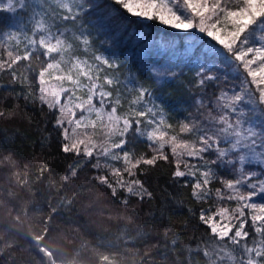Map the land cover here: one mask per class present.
Masks as SVG:
<instances>
[{
  "label": "snow or ice",
  "instance_id": "6c2138e0",
  "mask_svg": "<svg viewBox=\"0 0 264 264\" xmlns=\"http://www.w3.org/2000/svg\"><path fill=\"white\" fill-rule=\"evenodd\" d=\"M56 4L59 11L50 12L34 6L33 0H0V13L10 17L0 26V74L10 77L9 86L28 80L17 75L21 61L30 65L41 56L47 61L37 77L38 90L30 84L20 92L13 88L12 107L5 106L7 98L0 99V119H15L28 105L41 112L47 107L53 128L60 131L61 151L95 159V169H109L111 179L104 174L97 178L114 197L124 191V205L130 203L129 197L153 199L139 177L160 162L172 164L173 185L190 188L197 203L235 202V208L201 207L199 221L208 233L192 238L194 248L182 249L175 239L166 242L165 258L179 249L172 257L174 264H264V0H56ZM121 11L148 27L171 30L181 41L151 46L155 54L151 48L145 53L142 75L138 78V65L137 72H129V81L121 79L119 57L102 50L119 41L112 23L124 20L118 15ZM64 22L75 26L71 36L59 27ZM191 37L195 38L190 43L183 42ZM20 43L25 45L23 55ZM65 63L71 68L55 79L68 86L50 94L46 74ZM218 65L235 71L238 88L221 87ZM185 68L192 74L182 85L185 92L199 93L189 96L196 112L175 120L158 100L155 86L179 79ZM80 90L86 91L87 99L75 103ZM125 104L127 110L122 111ZM93 113L106 129L99 143L85 124L88 121L95 130ZM82 125L84 131L78 132ZM137 138L146 151H137ZM168 197L184 206L172 193ZM166 211L165 203L161 217ZM188 211L195 215L192 208Z\"/></svg>",
  "mask_w": 264,
  "mask_h": 264
},
{
  "label": "trees",
  "instance_id": "16d2710c",
  "mask_svg": "<svg viewBox=\"0 0 264 264\" xmlns=\"http://www.w3.org/2000/svg\"><path fill=\"white\" fill-rule=\"evenodd\" d=\"M33 3L50 12L59 11L52 5V0H33ZM118 15L124 20L113 21L112 28L119 41L102 50L110 57H119L118 62L123 63L122 80H131L129 72H137L138 65V78L142 75V61L151 46L181 43L179 36L171 30L158 25L148 27L122 11ZM9 21L7 13H0V26ZM129 24L130 29L125 31ZM59 27L66 29L68 34L76 31L70 22L61 23ZM194 38H186L183 42L188 44ZM19 48L23 55L25 45L20 43ZM151 50L155 54V49ZM155 58L159 59V56ZM46 63L42 56L32 60L30 65L28 61H21L17 75H26L28 80L18 81L14 86H9L8 75L0 74V85H3L0 86V99L7 98L5 106H13L10 95L13 88L20 92L22 87L30 84L38 90L37 77ZM69 66L62 64L59 70H49L47 85L54 83L59 90L62 83L55 77L64 74ZM218 70L223 89L240 86V79L235 78L237 74L233 69L218 65ZM191 75L185 68L179 79L155 86L158 100L165 104L175 120L196 112L189 96H198V91L192 89L191 93H186L182 86ZM19 104L24 106L23 99ZM126 108L127 104L122 111ZM75 111L78 116L79 110ZM30 116L34 118L31 121ZM53 119L47 107L41 112L39 107L32 105L23 107L15 119H0V264H174L172 257L179 249L169 252L166 259L163 245L175 239L182 249L194 248L192 238L208 233L199 221L201 207H211L213 211L219 206L235 208V202L218 204L210 200L197 203L190 188L173 185V166L164 162L139 177L153 193V199L141 202L129 197L130 203L124 205L121 200L126 193L118 190L114 197L112 190L97 178L104 174L111 179L109 169H95V159L61 151L60 131L53 128ZM90 120L95 121L96 126L93 130L85 121L88 131L98 143L102 142L106 131L104 125L94 113ZM254 123L261 124L259 120ZM134 146L137 151L147 150L146 144L138 138ZM101 163H104L103 158ZM108 163L122 166L112 160ZM168 193L183 201L184 206L178 207ZM165 203L167 211L161 217L160 209ZM189 208L195 215L188 211ZM166 231L167 236L164 235Z\"/></svg>",
  "mask_w": 264,
  "mask_h": 264
},
{
  "label": "rangeland",
  "instance_id": "374dc122",
  "mask_svg": "<svg viewBox=\"0 0 264 264\" xmlns=\"http://www.w3.org/2000/svg\"><path fill=\"white\" fill-rule=\"evenodd\" d=\"M52 5L53 6H55V7H57V4H56V0H52ZM34 6H40V4H35L34 3ZM36 10L37 11H39V7H36ZM48 10V9H47ZM73 31H71V32H69V36H71V33H72ZM24 44V43H23ZM67 65H70V64H64V66H67ZM69 68H71V65L67 68V70L69 69ZM67 70H66V72H67ZM65 72V73H66ZM72 72H73V74L75 75V73H76V69H72ZM61 82V81H60ZM62 84H59L60 85V87L61 86H63V87H65L64 85H66V86H68V84H67V82H61ZM50 85H47V87H48V90H49V93H51L53 90H56V88L57 87H59V86H57L56 84H54V83H49ZM76 95L80 98V100H76V101H74L75 103H79L81 100H86L87 99V95H86V91L85 90H80V91H78L77 93H76ZM127 109V108H126ZM82 128H83V125L81 126V128L80 129H78V132H83L84 130H82ZM113 139H118V138H116V137H114Z\"/></svg>",
  "mask_w": 264,
  "mask_h": 264
}]
</instances>
